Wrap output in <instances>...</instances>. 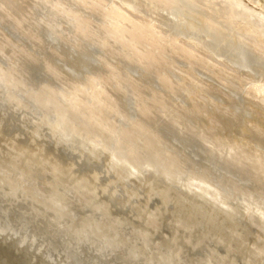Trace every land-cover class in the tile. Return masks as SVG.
Wrapping results in <instances>:
<instances>
[{"label": "bare ground", "instance_id": "obj_1", "mask_svg": "<svg viewBox=\"0 0 264 264\" xmlns=\"http://www.w3.org/2000/svg\"><path fill=\"white\" fill-rule=\"evenodd\" d=\"M0 239L45 264H264V0H0Z\"/></svg>", "mask_w": 264, "mask_h": 264}, {"label": "rangeland", "instance_id": "obj_2", "mask_svg": "<svg viewBox=\"0 0 264 264\" xmlns=\"http://www.w3.org/2000/svg\"><path fill=\"white\" fill-rule=\"evenodd\" d=\"M141 198H142V197H141ZM139 199H140V198H139ZM142 199H143V198H142ZM158 200H160V198H158ZM157 203H158V202H157ZM128 204H129V203L124 202V205H122L121 207L119 206L120 208L117 207V208L120 209V210L117 209V210L119 211L118 213H121L120 211L123 212V211L125 210V208H126V212H127V210L130 209V204H129V205H128ZM158 204H159V203H158ZM127 205H128L129 207H128ZM135 205H137V206L139 207L138 203H134V204H133L134 207H135ZM128 208H129V209H128ZM114 210H115V209H114ZM115 211H116V210H115ZM129 212H130V213H129ZM128 213H129V214H128ZM132 213H133V212L130 210V211H128V212L126 213V215H124L125 213H123L122 216H123V217L125 216L127 220H129V219L131 218V220L133 219L135 222H136L137 220H141V219H139V218L135 215L136 213H134V214H132ZM174 213L177 215V211L174 212ZM190 213H191V214H190ZM196 213H197V211L195 210V208H192V209L190 210V212H189V215H186L187 217L184 216V214H183V215L181 214L182 216L179 215V216H178V220H179V219H182V221L180 220L179 223H180V224L182 223L181 225H184L183 227L188 226L192 221L195 220V219L192 218V217L197 216L198 213H197V214H196ZM121 214H122V213H121ZM164 214H165V213H164ZM168 214H169V213H168ZM168 214H167V215L165 214V215L168 217ZM195 214H196V215H195ZM127 215H130V216L127 217ZM132 215H134V216H132ZM158 215H159V213H158ZM165 215H164V217H166ZM191 215H193V216H191ZM198 215H199V214H198ZM188 216H189V217L191 216V218H192L193 220L190 221L191 218H188ZM125 217H124V218H125ZM132 217H133V218H132ZM134 217H135V218H138V219L135 220ZM173 217H174V214H173ZM182 217H183V218H182ZM197 217H198V216H197ZM197 217H195V218L197 219ZM160 218H161V220H162L163 216H162V215L159 216V217L157 216V218H156L158 224H159V223H162V221H163V222H166L167 225H169V226H167L165 223H163V224H162L163 226H162V225H158V226H157V228L159 229V227H160L161 230H160V229H159V230L163 232V233H162V232H160V231H157V232H159V233L162 234V235L160 234V235H161L160 237H163V236H164V233H167V232L169 233V231H170L169 234H173V235L171 236V235L165 234V236L168 235V237L171 236L172 238H171V237H170V238L166 237V239L168 238V240H171V241H170L171 245H172V242L174 241V243H173L174 247H173V248H174V249H175V247H178L177 249L182 248V249H180V251H181V253H182V250H183L184 248H183V246H182L181 244H183L184 239H182L183 242H180L181 237H180L179 235H178V236H179V237H178V236L175 234V233H177L178 231L173 230L174 228L172 229V227L170 226V224H171V223H170L171 220L169 221L170 218H167V219H168L167 221H168L169 223H167V221H165L166 218H164V220H162V221L160 220L161 222H160V221L158 222V220H159ZM184 219H186V220H184ZM131 220H130V221H131ZM133 220H132V221H133ZM134 221H133V222H134ZM184 221H185V223H184ZM187 221H189L190 223L187 222ZM206 221H207V220H206ZM137 222H138V221H137ZM138 223H139V222H138ZM186 223H189V224H186ZM206 223H207V222H206ZM206 223H205V225H206V227H207L208 224H206ZM215 225L217 226L218 224L215 223ZM161 226H162V227H161ZM165 226H166V227H165ZM209 226H210V225H209ZM216 226H215V228H216ZM163 227H165V229H164ZM168 227H170V228L167 229ZM183 227H182V229H183ZM206 227H205V228H206ZM162 228H163V229H162ZM180 229H181V228H180ZM206 229L208 230L209 228H206ZM216 229H217V228H216ZM163 230H164V231H163ZM165 230H166L167 232H166ZM171 232H174V233H171ZM159 233H157L158 236H159ZM178 234H181V232H178ZM175 235H176L178 238H177ZM249 236H253V235H249ZM174 237H176L177 240H176ZM173 238H174L175 240H173ZM0 240H2V239H0ZM235 240H237V239H235ZM2 241H3V240H2ZM2 241H0V258H1V259H0V262H1V263H0V264H28V263H29V260H30V263H29V264H45L44 262H42V260H41L40 258H39V261H38V258H37L35 261H32V260L30 259L31 257H29V255L27 254V252H25L24 250H23V251H22V250H19V248H17L18 246L13 245V244H11V243H9V244H10V245H9L8 242H7V243H6V242L4 243V241H3V242H2ZM175 241H176V242L179 241L181 244H179V242H177V243H178L177 245H179V246H177V245L175 246ZM184 243H185V244H183L184 247L187 246V242H184ZM233 243H234V242H233ZM234 244H235V243H234ZM173 245H172V246H173ZM1 246H2V247H1ZM180 246H181V247H180ZM188 246H189V244H188ZM221 247H224V244H223ZM12 248H13V249H12ZM185 248L187 249V250L184 249V250L186 251V253H185V254H182V256H183V255L185 256V255L188 254L187 252H188L189 249H188L187 247H185ZM245 248L247 249V247H245ZM17 250H18L19 252H18ZM184 250H183V251H184ZM221 250H222V248H221ZM14 252H15L16 254H15ZM189 252H190V251H189ZM18 253H19V254H18ZM21 253H22V254H21ZM24 253L27 254L28 257H26V255H25ZM8 257H10L9 260H8ZM2 258H4V259H2ZM23 258H24V259H23ZM26 258H29V260H28V259L26 260ZM40 260H41V261H40ZM31 261H32V262H31ZM2 262H4V263H2ZM33 262H34V263H33Z\"/></svg>", "mask_w": 264, "mask_h": 264}]
</instances>
